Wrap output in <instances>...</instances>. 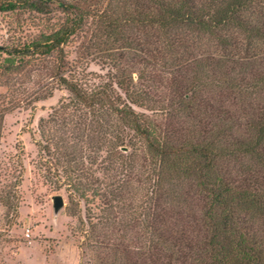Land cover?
<instances>
[{"label": "trees", "instance_id": "obj_1", "mask_svg": "<svg viewBox=\"0 0 264 264\" xmlns=\"http://www.w3.org/2000/svg\"><path fill=\"white\" fill-rule=\"evenodd\" d=\"M10 12L39 19L28 28L29 38L0 46V124L19 104L33 109L51 96L43 72L52 58L47 82L70 93L84 122L89 115L95 119L98 136L91 141L97 157L111 119L116 120L105 174L132 132L129 142L142 143L150 157L153 195L171 208L169 216L151 207L142 212L127 207L124 226L142 229L144 242L136 255L111 242L107 230L117 219L115 206L124 200L117 194L107 198L92 171L79 168L76 148L62 147L67 163L77 165L69 173L71 190L85 201L89 193L103 198L99 223L85 236L95 264H264V0H0V13ZM54 12L60 17L52 19ZM90 20L96 21L102 44L114 49L121 42L119 50L141 53L147 69L158 66L173 75L172 101L159 111H168V120L178 113L193 123L205 116L204 130H173L135 112L133 106L155 107L148 89L137 88L131 75L114 78L127 103L111 84L88 93L66 77L65 46ZM134 29L140 34L137 44L128 37ZM28 69L40 71L44 81L22 101L14 78ZM195 199L200 214L191 235L186 224Z\"/></svg>", "mask_w": 264, "mask_h": 264}, {"label": "rangeland", "instance_id": "obj_2", "mask_svg": "<svg viewBox=\"0 0 264 264\" xmlns=\"http://www.w3.org/2000/svg\"><path fill=\"white\" fill-rule=\"evenodd\" d=\"M58 16L60 14L54 12L51 18ZM37 18L36 14L23 12L0 13V46L29 38L32 33L28 28L38 21ZM98 33L96 21L90 20L83 31L65 46L66 77L88 93L111 84L122 101H126L124 93L114 84V78L131 75L137 88L148 89L151 107H155V110H147L133 106L135 112L143 113L163 126L171 125L173 130L174 127L177 130L183 128V131L186 128L204 130L208 122L205 116H199L198 122L193 123L178 113L168 120V111H159L166 110L172 101L173 75L158 66L147 69L141 53L135 50L132 53L128 48L119 50L124 45L121 42L114 49L110 44H102L104 39ZM128 37L137 44L140 38L138 29ZM44 64L43 77L51 96L35 103L33 109L27 107L26 102L19 104L4 116L0 124V264H95L85 236L93 225L99 223L97 207L103 198H95L89 193L85 201L71 190L69 181L73 175L69 173L75 164H68L62 156V147L69 145L76 148L79 168L88 173L92 171L99 179L100 191L107 198L117 194L124 200V204L115 206L117 219L112 218L107 231L111 242H121L136 255L144 242L142 229L140 226H124L130 214L127 207L133 205L137 210L139 208V212L151 207L153 213L162 211L172 215L170 206L152 193L154 174L150 157L142 143L129 142L130 132L124 146L118 148L120 158L105 174L117 138L116 120L111 119L112 128L101 140V152L97 157L95 143L93 145L91 141L98 136L95 119L89 115L84 122V111L74 106L70 93L57 86L55 81L47 82L51 80L48 76L54 65L53 59H47ZM29 71L14 78L17 84L13 89L19 91L18 98L22 101H28L31 91L44 81L40 71L31 74ZM206 98L204 94L203 99ZM43 145H47L51 152L45 153ZM57 196L62 197L64 206L55 212L53 199ZM193 205L195 213L186 224L191 227V235L197 233V227L192 226L195 225L194 217L196 219L200 214V202L195 199ZM124 206L123 213L121 208Z\"/></svg>", "mask_w": 264, "mask_h": 264}, {"label": "water", "instance_id": "obj_3", "mask_svg": "<svg viewBox=\"0 0 264 264\" xmlns=\"http://www.w3.org/2000/svg\"><path fill=\"white\" fill-rule=\"evenodd\" d=\"M64 206V202H63V199L62 197L60 196H57V197H54L53 199V209L55 212L59 211L60 209H62Z\"/></svg>", "mask_w": 264, "mask_h": 264}]
</instances>
